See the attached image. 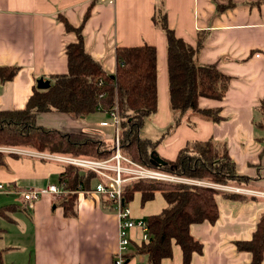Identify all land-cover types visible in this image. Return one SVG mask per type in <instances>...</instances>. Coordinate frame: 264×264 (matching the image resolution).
I'll return each instance as SVG.
<instances>
[{
	"label": "crops",
	"instance_id": "0c3cea01",
	"mask_svg": "<svg viewBox=\"0 0 264 264\" xmlns=\"http://www.w3.org/2000/svg\"><path fill=\"white\" fill-rule=\"evenodd\" d=\"M93 1L0 0V66H19L13 79H0V109L24 107L40 77L50 79L69 70L66 47L77 40V33L67 30L58 19L59 14L79 26L90 7L92 12L83 30L86 49L110 74L117 70L118 45L154 44L158 111L146 118L141 137L157 142L155 151L168 159H175L189 141L210 137L225 141L237 171L252 177L249 186H238L239 192L249 196L247 200L219 195V219L191 225L192 234L204 243L203 251L193 254L191 264H249L252 253L238 250L236 241L252 239L264 211V127L255 122L261 117L258 105L264 99V0H163L168 22L178 36L193 45L203 39L197 55L199 63H217L231 76L223 99H200L203 108H221L222 120L192 114L190 122L188 118L183 120L165 137L167 143H163V138L172 119L167 38L153 21L155 6L162 0ZM228 1L235 2L233 8L218 10V2ZM94 115L87 119L64 111H47L38 112L37 118L45 127L103 138L107 130L103 123L108 115L102 110ZM58 119L60 125L49 122ZM63 164L36 153L0 149V183L17 190L45 188L57 183ZM1 192L6 194V204L2 206L12 205L0 213V246L7 264H113L119 246V219L113 209L103 205L100 194L79 192L77 215L70 216L64 214L61 199L52 192L43 194L33 204L24 201L21 193ZM133 198L129 207L136 220L160 213L168 204L161 192L144 204L139 191ZM142 235L141 227L130 230L132 258L127 264H138L137 247L143 243ZM172 255L161 264H183L179 244H174Z\"/></svg>",
	"mask_w": 264,
	"mask_h": 264
},
{
	"label": "trees",
	"instance_id": "16d2710c",
	"mask_svg": "<svg viewBox=\"0 0 264 264\" xmlns=\"http://www.w3.org/2000/svg\"><path fill=\"white\" fill-rule=\"evenodd\" d=\"M216 5L218 10L225 11L233 8L235 2H218ZM155 8L153 21L167 38L171 126L177 127L192 114L221 121V108H203L200 99H223L231 76L217 63L200 64L197 55L203 39L199 38L197 45H193L178 36L168 22V11L163 0ZM91 12L89 7L79 26L72 25L63 14H59L58 19L64 22L67 30L77 33V40L66 47L69 70L52 75L51 85L46 89L35 86L24 107L0 109V146H21L44 153L106 159L115 153L116 141L109 143L85 132L45 127L37 121L38 112L64 111L75 117H86L102 110L118 114L120 151L133 160L192 180L249 186L252 177L237 171L227 143L212 137L189 141L180 148L175 159L164 158V164H157L153 160L151 152L157 154V142L142 138L140 131L146 118L158 111L156 46L149 42L118 45L115 49L116 73H108L102 62L86 49L83 30ZM18 71V65L0 66L1 82L13 79ZM258 110L261 117L255 122L264 127V99L258 105ZM98 180L99 176L94 170L64 163L57 181L58 185L66 188L61 199L64 214L76 216L79 189H92ZM123 184L126 204L134 199L137 191L141 193L143 204L151 200L156 192H161L168 201L160 213L145 218L151 238L150 242L138 245L137 253L146 256L147 264H161L164 258L173 256L175 243L183 249V264H191L193 254L201 253L204 248L202 240L192 234L191 225L204 221L215 223L219 219V195L238 201L249 197L239 191L187 181L136 178ZM100 195L103 205L114 210V199L106 194ZM11 208L12 205L2 206L0 213ZM256 224L252 239L236 241L238 250L252 253L249 264H263L264 211ZM0 264H7L1 246Z\"/></svg>",
	"mask_w": 264,
	"mask_h": 264
},
{
	"label": "built area",
	"instance_id": "2783aa9c",
	"mask_svg": "<svg viewBox=\"0 0 264 264\" xmlns=\"http://www.w3.org/2000/svg\"><path fill=\"white\" fill-rule=\"evenodd\" d=\"M114 118L115 125L117 126L116 131V150L115 153L107 157L106 159H100L96 157H85V156H70V155H60L55 153H44L40 151L32 152L21 146H0V149H8L15 151L17 153L33 154L36 153L43 157H51L60 160L64 163H70L75 166H80L87 170H94L98 176L99 180L94 184L92 189H79V192H91L96 194H106L110 198L114 199V211L118 214L119 219V246L118 250L114 255L113 264H127V262L132 258L130 253V230L135 227H141L143 231L142 242H150V234L147 227L145 219H135L131 213L129 204L125 203V198H123V183L129 180H134L136 178H146V179H157V180H170V181H187L192 183H199L205 185H214L218 188L224 189L229 188L226 184H217L212 182H206L201 180H192L184 177H179L169 172H164L158 168L148 167L142 163L133 160L127 155H124L120 151V118L117 113H111ZM106 121L103 123L105 124ZM11 191L22 194V198L27 203L33 204L38 200L43 194L47 192H52L55 194L57 199H62L66 188L58 185L57 183H50L47 187H25L19 190L15 188H9L0 183V191ZM228 190L237 191L238 188H229ZM138 264H147V259L142 254L138 255Z\"/></svg>",
	"mask_w": 264,
	"mask_h": 264
},
{
	"label": "rangeland",
	"instance_id": "374dc122",
	"mask_svg": "<svg viewBox=\"0 0 264 264\" xmlns=\"http://www.w3.org/2000/svg\"><path fill=\"white\" fill-rule=\"evenodd\" d=\"M106 112V114L108 115V119H107V121H106V123L104 124V126L105 125H107V126H105L104 128H106L107 130H105V133H103V135H102V137L106 140V141H108L109 143H115V137H116V131H117V126L115 125V122H114V118H113V115L110 113V112H108V111H105ZM95 114V112H92V113H90L89 115H87V117H89V118H87V119H91L92 118V116H95L94 115ZM193 115H195V114H193ZM73 116V115H72ZM183 120H187V117H185ZM37 121H38V118H37ZM48 122V121H47ZM49 122H51V123H54V124H58V125H60L61 124V121H60V119H58V121H49ZM173 122V119H171V123ZM188 122H190V118L188 119ZM38 123H40L39 121H38ZM41 124V123H40ZM146 125V124H145ZM172 125V124H171ZM170 125V126H171ZM191 125H193V124H191ZM169 126V128H168V130H166L165 131V134H164V141H163V143H167V139L165 138L166 136H168V135H171L173 132H174V130H175V128L176 127H170ZM53 127H56V126H53ZM103 127V126H102ZM146 127V126H145ZM178 127V126H177ZM59 128V127H58ZM145 131V130H144ZM144 131L142 132V134L141 135H143L144 136ZM154 135H160V133L159 134H156V132H152ZM11 196H13V195H11ZM5 197H6V194H4V193H0V207L3 205V204H6V202H4V199H5Z\"/></svg>",
	"mask_w": 264,
	"mask_h": 264
},
{
	"label": "water",
	"instance_id": "95a60500",
	"mask_svg": "<svg viewBox=\"0 0 264 264\" xmlns=\"http://www.w3.org/2000/svg\"><path fill=\"white\" fill-rule=\"evenodd\" d=\"M50 82L51 81L49 78L44 79V77H40L37 80L38 87L41 89H46L47 87H49L51 85ZM151 154L153 156V160L157 164H164L165 163L166 160L164 158H162L160 155L154 154V152H151Z\"/></svg>",
	"mask_w": 264,
	"mask_h": 264
}]
</instances>
